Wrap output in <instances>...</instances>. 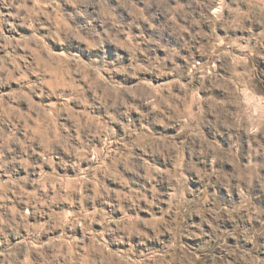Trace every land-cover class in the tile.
Masks as SVG:
<instances>
[{"label": "rangeland", "instance_id": "374dc122", "mask_svg": "<svg viewBox=\"0 0 264 264\" xmlns=\"http://www.w3.org/2000/svg\"><path fill=\"white\" fill-rule=\"evenodd\" d=\"M0 264H264V0H0Z\"/></svg>", "mask_w": 264, "mask_h": 264}]
</instances>
